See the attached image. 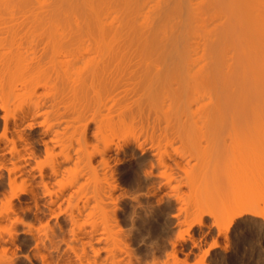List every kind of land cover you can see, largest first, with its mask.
<instances>
[{
  "label": "rangeland",
  "instance_id": "1",
  "mask_svg": "<svg viewBox=\"0 0 264 264\" xmlns=\"http://www.w3.org/2000/svg\"><path fill=\"white\" fill-rule=\"evenodd\" d=\"M161 74L152 76L160 78L153 90L140 85L142 73L123 74L112 109L103 100L97 115L112 119V127L97 134L92 123L86 142L76 139L73 156L84 147L110 149L112 185L99 198L73 182L80 169L76 161L64 163L61 148L47 153L42 118L13 150L2 137L0 110V264H264L260 126L246 119L240 138L223 133L224 141L212 143L217 149L211 144L207 153L205 143L207 154H200L188 112L197 81L186 66L181 75ZM43 90L35 99L40 104L52 97ZM99 162L98 156V170ZM199 172L195 190L189 178ZM100 205L111 211L108 223L96 214Z\"/></svg>",
  "mask_w": 264,
  "mask_h": 264
},
{
  "label": "bare ground",
  "instance_id": "2",
  "mask_svg": "<svg viewBox=\"0 0 264 264\" xmlns=\"http://www.w3.org/2000/svg\"><path fill=\"white\" fill-rule=\"evenodd\" d=\"M262 55L264 0H0L2 137L17 150L15 139L42 118L47 153L61 148L64 163L76 161L80 169L73 182L99 198L112 185L110 149L84 147L76 156L72 149L77 138L86 142L92 123L97 134L112 127V119L97 115L103 100L112 109L123 74L142 73L140 85L153 90L154 74L181 75L186 66L199 89L188 108L194 130L188 127L205 155L225 133L240 138L246 119L264 139ZM40 89L52 92L44 105L35 100ZM202 175L189 178L192 189H200ZM100 206L96 214L108 223L111 211Z\"/></svg>",
  "mask_w": 264,
  "mask_h": 264
}]
</instances>
